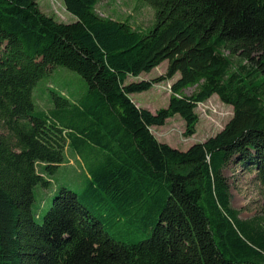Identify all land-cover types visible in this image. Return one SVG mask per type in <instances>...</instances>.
I'll list each match as a JSON object with an SVG mask.
<instances>
[{
	"label": "trees",
	"instance_id": "16d2710c",
	"mask_svg": "<svg viewBox=\"0 0 264 264\" xmlns=\"http://www.w3.org/2000/svg\"><path fill=\"white\" fill-rule=\"evenodd\" d=\"M98 1L62 0L74 17L63 23L36 0H0V264H264V208L240 218L223 174L252 168L264 198V0H141L152 10L143 30L98 15ZM162 61L163 74L124 82ZM54 65L85 92L69 102L51 91L56 107L37 110L32 87ZM175 74L165 107L130 99ZM211 95L231 107L218 132L185 150L156 140L150 127L173 115L191 136ZM63 111L72 122L57 120ZM66 145L92 154L86 192L145 238L114 239L64 186L34 219L32 187Z\"/></svg>",
	"mask_w": 264,
	"mask_h": 264
},
{
	"label": "rangeland",
	"instance_id": "374dc122",
	"mask_svg": "<svg viewBox=\"0 0 264 264\" xmlns=\"http://www.w3.org/2000/svg\"><path fill=\"white\" fill-rule=\"evenodd\" d=\"M36 3L41 12L51 16L57 22L68 23L74 20V17L65 11L62 0H36ZM94 8L98 15L126 20L138 30L145 29L152 21L151 8L141 0H99ZM166 64V61H162L147 73H140L136 77L127 76L124 82L155 78L165 72ZM177 77L178 74H175L172 78L156 82L150 89L132 93L129 97L136 106L154 112L166 106L170 95V84ZM196 88L195 85L190 86L183 89L181 93L188 95ZM85 89V81L76 72L61 65H54L36 80L31 90V97L34 108L46 112V109L56 107L51 100V91L66 98L69 102H74L84 94ZM194 112L197 115V122L191 136L183 134L184 122L177 115L167 118L161 126L150 127V131L157 141L178 150H185L190 144L201 142L218 132L230 118L231 107L223 104L216 95H211L205 101L198 103ZM60 113H58L57 120L72 122V115L63 111L60 116ZM78 155L71 145H66L62 163L56 166L51 173L42 171L47 183L45 185L37 183L32 187L31 211L34 219L37 222L41 221L42 215L50 206L55 190L64 186L77 194L82 204L94 217L100 220L104 230L114 239L135 242L145 238L148 231L140 229L134 224H127L122 217L110 213L103 201L96 200V196L86 192L92 154L82 148L81 154ZM37 170L40 171L39 167ZM223 174L229 185L230 204L239 210V217L249 218L253 215L263 214L264 198L254 179L253 169L228 163Z\"/></svg>",
	"mask_w": 264,
	"mask_h": 264
}]
</instances>
